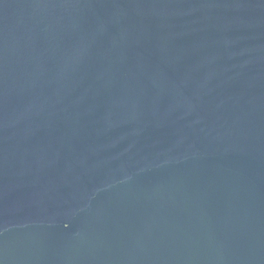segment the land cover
<instances>
[{
	"label": "water",
	"instance_id": "obj_1",
	"mask_svg": "<svg viewBox=\"0 0 264 264\" xmlns=\"http://www.w3.org/2000/svg\"><path fill=\"white\" fill-rule=\"evenodd\" d=\"M0 264H264V0H0Z\"/></svg>",
	"mask_w": 264,
	"mask_h": 264
}]
</instances>
